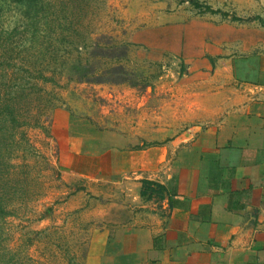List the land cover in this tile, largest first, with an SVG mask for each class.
I'll return each mask as SVG.
<instances>
[{"label":"crops","instance_id":"0c3cea01","mask_svg":"<svg viewBox=\"0 0 264 264\" xmlns=\"http://www.w3.org/2000/svg\"><path fill=\"white\" fill-rule=\"evenodd\" d=\"M193 1L225 40L197 85L203 125L178 133L127 110L126 124L75 133L55 115L58 170L100 190L86 264H264V0Z\"/></svg>","mask_w":264,"mask_h":264},{"label":"rangeland","instance_id":"374dc122","mask_svg":"<svg viewBox=\"0 0 264 264\" xmlns=\"http://www.w3.org/2000/svg\"><path fill=\"white\" fill-rule=\"evenodd\" d=\"M189 1L42 0L37 15L26 1L0 0V60L13 58L35 76L53 78L36 81L26 98L27 125L2 136L0 177L11 185L9 196L27 200L0 219V260L86 264L99 203L90 193L100 190L89 193L84 181L58 170L51 134L63 119L57 112L70 115L75 133L126 124L127 110L149 109L153 128L171 124L178 133L203 125L204 114L193 105L197 85L211 73L214 45L225 43L213 35L224 31H212ZM175 12L187 19L166 22Z\"/></svg>","mask_w":264,"mask_h":264},{"label":"trees","instance_id":"16d2710c","mask_svg":"<svg viewBox=\"0 0 264 264\" xmlns=\"http://www.w3.org/2000/svg\"><path fill=\"white\" fill-rule=\"evenodd\" d=\"M19 2L26 1L27 8H31L33 5L36 7L35 13L38 15L41 13L42 0H14ZM195 8L200 6L193 0L189 1ZM38 10V11H37ZM203 13L215 14L208 6H204ZM224 16V15H223ZM13 58L7 60H0V143L3 142L2 137L6 132L16 133L20 128L27 125L25 116L22 118L21 112H28L26 100L32 94V90L37 87L36 81L43 83L52 82L53 78L38 74L35 76L32 74L28 66L22 64H16L12 62ZM15 70V71H14ZM11 71V72H9ZM96 83H106L100 78H95ZM110 83V82H107ZM27 98V99H26ZM1 149H0V163H1ZM143 187L146 190L160 189V186L152 182H143ZM11 189V185L0 177V219H4L9 216H14V212L9 211V207H15V203H22L27 198L23 195L14 197L9 196L8 190ZM5 260H0V264H14V257L10 255Z\"/></svg>","mask_w":264,"mask_h":264}]
</instances>
